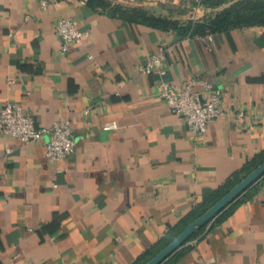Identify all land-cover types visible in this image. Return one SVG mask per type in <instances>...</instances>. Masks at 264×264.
<instances>
[{"label":"crops","instance_id":"crops-1","mask_svg":"<svg viewBox=\"0 0 264 264\" xmlns=\"http://www.w3.org/2000/svg\"><path fill=\"white\" fill-rule=\"evenodd\" d=\"M40 1L0 0V108L21 105L40 127L69 118L77 149L54 162L48 136L0 133V264H140L264 158V26L209 41L186 32L216 17L205 5ZM61 18L90 33L86 44L63 51ZM161 46L165 80L223 93L226 114L202 138L158 95L161 77L140 69ZM163 264H264V177Z\"/></svg>","mask_w":264,"mask_h":264},{"label":"built area","instance_id":"built-area-1","mask_svg":"<svg viewBox=\"0 0 264 264\" xmlns=\"http://www.w3.org/2000/svg\"><path fill=\"white\" fill-rule=\"evenodd\" d=\"M57 0H41V7L47 10ZM195 3L198 7L204 0H183ZM58 36L63 40V51L67 52L73 43L86 44L90 37L88 31L79 29L72 18H61L56 28ZM205 40L212 41L213 35L208 34ZM168 48L161 46L158 52L152 54L141 65L145 74H158L161 80L157 82L158 95L166 102L170 110L185 120L197 138H202L207 133L211 121L226 114L223 104V93L213 88L207 80L194 79L185 88L165 80L167 67ZM89 58H93L92 55ZM197 84L204 86L203 91L195 90ZM238 119L246 116L244 111L237 115ZM116 124H108L105 129H113ZM0 133L20 140L24 144H31L49 137L46 143L47 156L54 162H60L72 156L77 149V138L72 126V121L67 118L56 122L49 127H40L35 117L24 107L12 102H7L0 108ZM9 152L12 150L9 149Z\"/></svg>","mask_w":264,"mask_h":264},{"label":"trees","instance_id":"trees-1","mask_svg":"<svg viewBox=\"0 0 264 264\" xmlns=\"http://www.w3.org/2000/svg\"><path fill=\"white\" fill-rule=\"evenodd\" d=\"M228 3H234L235 6L227 9L224 12L219 13L214 19H211L205 23H188L186 24V32H192L196 34H211L222 31H229L233 28L245 27V26H264V0H204L203 5L210 8H218L224 6ZM264 162V158L258 163L261 164ZM243 178H239L236 182L232 183L230 187L225 191H218L213 195L210 202L203 208L196 209L193 214L190 216L186 222H184L179 231L168 241V244L172 242L190 223L191 221L197 219L202 214H204L209 208H211L215 203H217L226 193H228L233 187L242 181ZM250 190V189H249ZM247 190L237 201L243 199L244 196L249 192ZM235 201L231 204L226 210H224L216 220L222 221L226 218L232 210H234L237 203ZM209 225V224H208ZM207 225V226H208ZM205 226L201 232H203ZM200 232V233H201ZM197 235H194L190 240L194 239ZM160 251V250H159ZM158 251V252H159ZM158 252H155L151 256L145 258L140 264H145L151 258H153Z\"/></svg>","mask_w":264,"mask_h":264},{"label":"water","instance_id":"water-1","mask_svg":"<svg viewBox=\"0 0 264 264\" xmlns=\"http://www.w3.org/2000/svg\"><path fill=\"white\" fill-rule=\"evenodd\" d=\"M264 177V162L258 165L240 183L226 193L217 203L204 214L190 222L186 228L157 255L145 264H163L168 258L182 248L194 235L213 222L224 210L237 201L247 190Z\"/></svg>","mask_w":264,"mask_h":264},{"label":"rangeland","instance_id":"rangeland-1","mask_svg":"<svg viewBox=\"0 0 264 264\" xmlns=\"http://www.w3.org/2000/svg\"><path fill=\"white\" fill-rule=\"evenodd\" d=\"M232 6H235V4H234V3H228V4L224 5V6H221V7L216 8L217 15H218L219 13H221V12L226 11L227 9L231 8ZM203 8H204V6H201V7H200V9H203ZM206 8H207V6H206ZM204 9H205V8H204ZM217 15H216V16H217ZM198 19H201V17L197 16V17H196V21H197Z\"/></svg>","mask_w":264,"mask_h":264}]
</instances>
